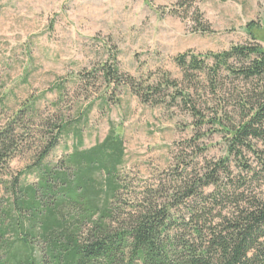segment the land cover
Listing matches in <instances>:
<instances>
[{"label": "rangeland", "instance_id": "obj_1", "mask_svg": "<svg viewBox=\"0 0 264 264\" xmlns=\"http://www.w3.org/2000/svg\"><path fill=\"white\" fill-rule=\"evenodd\" d=\"M184 2L0 0V130L31 106V115L15 123L17 151L0 168L6 210L15 193L10 182L37 181L31 168L52 138L55 145L42 163L64 172L77 141L79 150L89 149L110 130L122 138L125 153L116 168L122 189L112 206L127 212L142 199L183 200L171 207L179 224L195 210L199 226H209L264 200V138L229 154L226 131L264 100V79L223 68L215 76L191 69L186 75L174 60L186 53L202 59L232 45L264 49V0ZM111 58L141 93L146 84L158 85L157 103H141L128 85L107 86L99 68ZM205 62L213 66L212 58ZM230 64L241 66L235 59ZM94 178L102 182L105 176L97 172ZM198 180L210 182L198 187L203 197L184 198V188ZM63 210L65 219L73 211ZM0 249L4 254L2 244Z\"/></svg>", "mask_w": 264, "mask_h": 264}, {"label": "trees", "instance_id": "obj_2", "mask_svg": "<svg viewBox=\"0 0 264 264\" xmlns=\"http://www.w3.org/2000/svg\"><path fill=\"white\" fill-rule=\"evenodd\" d=\"M188 55L174 58L185 74L191 69L215 76L223 68L245 79H264V49L256 43L232 45L202 59ZM209 57L212 67L205 62ZM111 59L99 68L107 86L128 85L141 103H157L152 97L159 94L158 85L146 84L141 93L133 78L123 79L115 58ZM234 59L241 63L237 70L230 64ZM166 83L175 87L168 77ZM30 109L29 104L21 108L0 130V168L7 167L17 151L15 123L31 115ZM249 110L245 121L226 129L229 154H240L238 146L251 149L249 140L264 138V100ZM61 127L65 126H57ZM52 139L31 168L37 181L24 185L14 178L10 187L15 193L9 209L0 204V244L5 248L0 264H264V200L209 226H199L200 216L195 210H190L188 221L180 225L171 207L183 200L159 203L142 199L126 212L121 206H112L122 189L116 175L125 156L121 137L110 130L100 143L85 150L78 149L81 140L77 141L64 167L70 172H57L42 163L55 145L56 139ZM97 172L104 174V181L94 178ZM209 183L198 180L186 186L184 198L193 194L203 197L198 187ZM65 206L68 211L73 209L67 219ZM10 213L14 217L7 222ZM10 233L13 238L8 242L6 235Z\"/></svg>", "mask_w": 264, "mask_h": 264}]
</instances>
